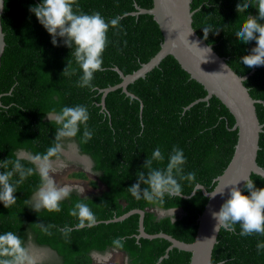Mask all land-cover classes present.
Here are the masks:
<instances>
[{
	"label": "trees",
	"instance_id": "obj_1",
	"mask_svg": "<svg viewBox=\"0 0 264 264\" xmlns=\"http://www.w3.org/2000/svg\"><path fill=\"white\" fill-rule=\"evenodd\" d=\"M40 2L4 0L0 161L20 158L21 152L29 157L46 153L57 128L46 115L65 106L84 105L90 115L88 128L93 132L92 139L82 143L81 130L74 139L64 141L63 149L74 144L79 154L90 160L91 172L105 190L84 195L88 199L73 190L70 198L61 204L60 212L36 213L30 203L40 184V176L35 174L18 186L15 205L8 209L0 203V234L13 231L28 247L50 250L55 254L51 264H93L94 254L109 251L122 253L127 264H189L190 253L177 249L169 251L168 257L159 262L170 245L164 239L137 241L138 215L117 223L102 222L131 210H142L147 234L162 232L185 243L193 242L197 219L207 203L200 190L190 198L165 197L163 204L151 205L133 198L127 189L137 182V173L144 171V162L155 148H161L165 160L154 162V167L162 168L176 146L186 158L184 174L195 173L194 181H181L183 196H189L196 185L210 192L215 178L222 174L234 152L237 131L232 130L233 117L216 97L190 106L207 93L172 56L166 57L144 78L129 84V96L120 89L108 93L103 110L100 90L119 84V72L124 76L132 74L160 49L162 34L152 16L131 14L137 11L136 7L150 9L152 0H78L83 13L99 12L106 20L121 18L119 29L108 33L103 70L95 74L91 89L77 86L81 72L71 57V49L60 40V46H53L51 36L31 13L30 8ZM238 3L242 0H193L204 41L237 75L245 76L253 70L243 84L254 100H264V66L248 68L240 63L256 46L255 41L243 44L235 35L245 16H256L258 12L250 7L244 14H238ZM208 27L214 32L205 38L203 29ZM69 60L76 68V74L71 77L62 75ZM255 107L259 122L264 125V104ZM27 159L21 158L26 167L31 166ZM258 165L264 169V133L259 142ZM74 176L85 179L83 173ZM252 180L257 188H264V179L254 175ZM90 184L97 186L96 182ZM243 194L249 195L246 191ZM80 199H84L100 223L91 229L73 231L65 239L58 229L76 224L69 209ZM170 209L180 210L179 215L158 217V210ZM41 223L55 226L52 235L41 231L37 226ZM240 230L238 224L232 231L221 228L212 253L213 264H264V252L258 254L256 249L258 242H264V236L242 237ZM118 237L125 238L124 246L114 249L112 241Z\"/></svg>",
	"mask_w": 264,
	"mask_h": 264
},
{
	"label": "clouds",
	"instance_id": "obj_2",
	"mask_svg": "<svg viewBox=\"0 0 264 264\" xmlns=\"http://www.w3.org/2000/svg\"><path fill=\"white\" fill-rule=\"evenodd\" d=\"M250 7L255 8L258 15L245 16L235 35L243 44L255 41L256 46L251 49L250 54L240 59L241 64L253 68L264 66V0H242V3L237 4L236 12L244 14ZM30 11L51 36L53 46H60V40L63 46L71 49V57L81 72L77 86L91 89L95 74L103 70V54L109 43L108 33L119 29L121 18L106 20L99 12L83 13L79 10L78 0H41ZM203 31L205 38L210 32H214L211 27L204 28ZM75 74L76 68H73L72 60H69L62 75L71 77ZM46 116L51 123L57 125L54 142L46 153L28 157L27 163L31 165L28 167L21 162V158L0 161V169H3L0 172V203L5 208L9 209L16 204L15 193L18 186L35 174H39L40 184L30 203L31 209L36 213L60 212L61 204L73 192L70 186H57L53 179V158L59 160L64 141L74 139L81 134V130L82 143L92 139L93 132L88 128V109L84 105L65 106L59 112ZM164 160L165 156L158 146L145 160L144 171L137 173V182L127 189L133 198L158 205L164 203L165 197L183 196L181 181L195 180V173L184 174L186 158L183 150L174 146L168 155L166 166L154 167V162L162 163ZM244 181L246 183L243 189L238 187L240 181H237L235 184L224 185L211 194L213 197L223 196L225 189H229L228 198L219 211L211 213L216 221L215 231L218 232L220 228L232 231L238 224L241 229L239 235L242 237L264 236V188H257L250 178ZM76 191L84 196V188ZM244 191L249 195H244ZM69 215L77 222L73 226L65 225L58 229L65 239L73 231L91 229L97 224L94 212L84 199L78 200L69 209ZM37 226L49 236L52 235L51 229L55 227L51 224L45 226L43 223ZM124 240V237L114 239L113 248H123ZM256 249L258 254L264 252V242H258ZM0 264H37V261L25 241L15 232L7 231L0 234Z\"/></svg>",
	"mask_w": 264,
	"mask_h": 264
},
{
	"label": "water",
	"instance_id": "obj_3",
	"mask_svg": "<svg viewBox=\"0 0 264 264\" xmlns=\"http://www.w3.org/2000/svg\"><path fill=\"white\" fill-rule=\"evenodd\" d=\"M3 6L4 0H0V60L5 48L1 25ZM136 9L137 11L131 13L132 15H149L157 23L162 34L160 49L147 63L142 64L132 74L124 76L117 70L121 82L100 90L102 109H105L104 99L108 93L120 89L129 96L130 94L127 92L129 84L144 78L166 57L172 56L189 74L190 78L202 85L207 93L204 98L194 101L190 106L199 102H207L212 97H216L234 119L232 130L237 131V142L230 162L222 174L215 178V186L210 192L204 186L196 185L189 196H181L190 198L197 190H200L207 198L204 210L197 219L198 227L193 242L185 243L162 232L147 234L144 231V211L142 210H131L102 223L122 222L132 215H138V234L135 236L137 241L139 239H164L170 243L159 262L168 257L169 251L177 249L190 253L189 264H213L212 253L219 242L221 228L218 232L215 231L216 221L211 213L219 211L221 205L228 198L229 189H225L223 196L213 197L211 194L218 188L235 184L237 181H240L238 187L243 189L246 183L244 180L252 179L254 175L264 179V169L258 165L259 142L264 133V125L259 122L255 107V104H264V100H254L243 84L253 73V70L245 76L237 75L228 66L226 60L204 41L195 16L193 0H152L150 9L138 7ZM18 156L20 158L29 157L25 152L19 153ZM157 213L158 217L173 216L179 214L180 210H158Z\"/></svg>",
	"mask_w": 264,
	"mask_h": 264
},
{
	"label": "rangeland",
	"instance_id": "obj_4",
	"mask_svg": "<svg viewBox=\"0 0 264 264\" xmlns=\"http://www.w3.org/2000/svg\"><path fill=\"white\" fill-rule=\"evenodd\" d=\"M62 157L59 160H53V167L55 169L53 173V179L55 180L57 186H70L73 190L78 188H84L85 192L83 195L96 194L105 190L104 186L99 183L96 177L90 170L91 162L90 160L79 154L76 146L74 144H68L65 149H63ZM83 173L85 179L75 178V174ZM91 182H96L97 186L92 187ZM78 192V191H77ZM158 214V213H157ZM175 215H179L178 213ZM33 256L42 254L43 249L28 247ZM36 258V257H35ZM93 264H127L126 257L116 251H109L103 255H94ZM39 258H37L38 260Z\"/></svg>",
	"mask_w": 264,
	"mask_h": 264
},
{
	"label": "flooded vegetation",
	"instance_id": "obj_5",
	"mask_svg": "<svg viewBox=\"0 0 264 264\" xmlns=\"http://www.w3.org/2000/svg\"><path fill=\"white\" fill-rule=\"evenodd\" d=\"M90 170H91V166H90ZM39 249H43V248H39ZM41 253L42 254H38V255L35 254V256H34V257H36L37 264H42V263L51 264V263H54L55 254L53 252H51L48 249H43V252H41ZM37 258H39V259L37 260Z\"/></svg>",
	"mask_w": 264,
	"mask_h": 264
}]
</instances>
